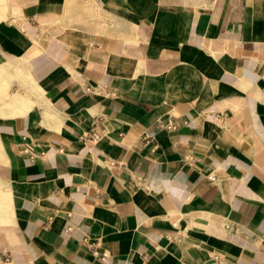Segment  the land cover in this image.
I'll use <instances>...</instances> for the list:
<instances>
[{
	"label": "crops",
	"instance_id": "crops-1",
	"mask_svg": "<svg viewBox=\"0 0 264 264\" xmlns=\"http://www.w3.org/2000/svg\"><path fill=\"white\" fill-rule=\"evenodd\" d=\"M0 157V264H264V0H0Z\"/></svg>",
	"mask_w": 264,
	"mask_h": 264
},
{
	"label": "built area",
	"instance_id": "built-area-1",
	"mask_svg": "<svg viewBox=\"0 0 264 264\" xmlns=\"http://www.w3.org/2000/svg\"><path fill=\"white\" fill-rule=\"evenodd\" d=\"M102 119H99L98 124L100 123ZM168 129H174L176 128V125H174L173 123H168L166 126ZM102 135V132L99 131L98 128H93L90 131H87L86 133L83 134V136L87 139L96 141L98 140ZM24 153H26L30 159L35 160L41 156H44L46 153L45 152H40V151H33L31 150L29 147H25L23 149ZM211 179L215 180V177L210 176ZM262 248L264 250V243L262 245ZM105 256V255H104Z\"/></svg>",
	"mask_w": 264,
	"mask_h": 264
},
{
	"label": "rangeland",
	"instance_id": "rangeland-1",
	"mask_svg": "<svg viewBox=\"0 0 264 264\" xmlns=\"http://www.w3.org/2000/svg\"><path fill=\"white\" fill-rule=\"evenodd\" d=\"M3 165H4L3 160H2V158L0 157V166H3Z\"/></svg>",
	"mask_w": 264,
	"mask_h": 264
}]
</instances>
